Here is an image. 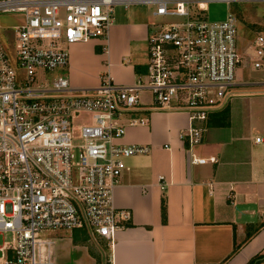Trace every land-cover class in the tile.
Listing matches in <instances>:
<instances>
[{"label":"built area","instance_id":"obj_1","mask_svg":"<svg viewBox=\"0 0 264 264\" xmlns=\"http://www.w3.org/2000/svg\"><path fill=\"white\" fill-rule=\"evenodd\" d=\"M207 1L0 0V12L21 16L0 34V264H50L45 233L56 229H84L112 245L130 215L112 200L122 158L150 150L120 139L127 125L146 121L144 113L183 110L187 152L200 140L201 123L226 103L244 62L233 0H222L220 19L204 17ZM135 2L151 5L152 15L176 17L146 35L144 72L129 83L105 73L94 86L72 85L64 73L68 46L103 37L114 6ZM250 46L252 66H264V25ZM142 90L149 107H142Z\"/></svg>","mask_w":264,"mask_h":264},{"label":"crops","instance_id":"obj_2","mask_svg":"<svg viewBox=\"0 0 264 264\" xmlns=\"http://www.w3.org/2000/svg\"><path fill=\"white\" fill-rule=\"evenodd\" d=\"M251 3L244 23L237 16L243 65L226 103L208 113L200 140L188 149L205 160H190L180 136L187 125L183 110L144 113L146 121L127 125L120 141L149 144L150 150L123 157L126 168L112 188L114 205L127 208L129 219L111 246L84 229L46 232L52 238L50 264H245L264 255V141H254L264 135V66L254 68L250 59L251 39L264 25V1ZM131 4L113 10L103 37L68 46L64 73L72 85L94 86L105 73L129 83L144 72L152 14L138 5L145 3ZM139 99L142 107L150 106L147 91ZM255 264H264V258Z\"/></svg>","mask_w":264,"mask_h":264},{"label":"rangeland","instance_id":"obj_3","mask_svg":"<svg viewBox=\"0 0 264 264\" xmlns=\"http://www.w3.org/2000/svg\"><path fill=\"white\" fill-rule=\"evenodd\" d=\"M251 2H256V1H246V0H233L230 1L228 6L229 8L235 12L239 18V21L241 23H244L242 21V15L243 12L245 11L246 7L252 5ZM132 5V4H130ZM140 8L143 9H152L151 5H147V4H138ZM128 6V5H127ZM259 7V6H258ZM120 8H123L120 4H116L114 6L115 10H118ZM226 10V3L222 0H209L206 3V8L203 11L204 12V17L207 19H220L223 17L224 13ZM176 19V17L174 16H165V15H152V25L153 27L156 25H161L163 22L166 21H170V20H174ZM14 21V23H13ZM11 23L15 24L16 20H15V16L13 13H8V12H0V34L3 36V38H5V33L6 31H8V29L6 27H11L10 25H12ZM147 94V93H145ZM82 115L79 116V118ZM10 233H7L5 235L6 239L10 238ZM100 245L103 246V242L100 239ZM104 248V247H103Z\"/></svg>","mask_w":264,"mask_h":264},{"label":"trees","instance_id":"obj_4","mask_svg":"<svg viewBox=\"0 0 264 264\" xmlns=\"http://www.w3.org/2000/svg\"><path fill=\"white\" fill-rule=\"evenodd\" d=\"M160 215H161V220L164 221L165 220V205H164L163 197H161L160 199ZM261 258H264V255L256 254L253 257H251L245 264H255Z\"/></svg>","mask_w":264,"mask_h":264}]
</instances>
